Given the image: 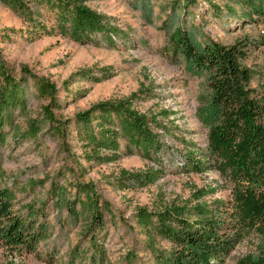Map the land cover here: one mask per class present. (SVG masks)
Here are the masks:
<instances>
[{
	"label": "rangeland",
	"instance_id": "obj_1",
	"mask_svg": "<svg viewBox=\"0 0 264 264\" xmlns=\"http://www.w3.org/2000/svg\"><path fill=\"white\" fill-rule=\"evenodd\" d=\"M176 1L183 0H86L90 8L110 16L124 32L109 45L102 39L81 43L60 34L30 40L18 32L31 28L28 21L0 0V54L9 75L22 83L25 102L24 107L11 111L7 121H0L5 136L0 144V186L15 193L13 211H24L20 207L28 204L42 209V222L49 234L32 253L14 249L0 236V264H77L70 261L69 254L78 246L87 247L89 238H83L82 233L86 219L75 220L65 205V200L73 197L76 180L92 183L113 212L112 216L105 213L104 235L97 238L104 248L101 264H155L143 247L146 236L135 219V210L141 207L153 210L162 204L193 203L198 190H211L200 201L230 202L231 188L217 169L190 171L182 167L188 150L207 149L215 117L209 72L195 68L180 54L169 53L167 31L181 28L195 45L208 39L226 46L239 40L246 43L241 65L259 70L249 86L261 90L264 23L242 19L244 9L233 0H195L185 8H176ZM226 4L234 13L226 12ZM28 6L38 20L52 24L50 12ZM105 71L108 77L102 74ZM37 78L55 86L53 99L39 91ZM127 99L139 113L166 126L159 129L164 142L160 159L149 160L137 152L124 154L126 141L121 138L118 159L98 163L86 158L84 154H89L92 146L77 138L74 115L101 101ZM45 107L60 122H68L63 125L67 129L63 136L49 128ZM32 119L38 123L37 134L18 135ZM149 167L164 170L154 183L138 186L129 181L125 187L118 186L122 171L143 172ZM56 184L67 186L59 200L51 195ZM224 209L229 211L222 206L218 215L229 220ZM258 242L257 232L246 236L220 264H237L242 257L255 254ZM155 244L166 251L173 246L160 237L155 238ZM131 253L135 259H128Z\"/></svg>",
	"mask_w": 264,
	"mask_h": 264
},
{
	"label": "trees",
	"instance_id": "obj_2",
	"mask_svg": "<svg viewBox=\"0 0 264 264\" xmlns=\"http://www.w3.org/2000/svg\"><path fill=\"white\" fill-rule=\"evenodd\" d=\"M12 6L31 28L25 33L33 40L41 35L60 34L81 43H97L102 39L114 45V37L124 32L112 18L97 12L86 0H1ZM195 0L176 1L177 7H187ZM244 9L241 18L264 23V0H233ZM52 14L53 22L47 25L38 20L28 4ZM221 11L218 6H214ZM226 12H233L225 5ZM17 32L15 29H8ZM167 50L180 54L195 68L209 72L212 90V110L215 121L208 133L207 149L188 150L184 155L183 168L190 171L217 169L231 188L230 202L218 200L204 202L199 198L211 190H198L196 201L162 204L149 210H135V219L146 239L143 247L149 251L155 264H220L234 249L237 242L257 232L258 245L255 254L242 257L237 264H264V86L261 90L250 87V81L259 70L241 65L247 44L241 40L229 46L213 39L201 44L193 41L181 28L167 31ZM9 38V34H5ZM107 70V69H104ZM28 70H26L27 72ZM108 71V70H107ZM110 72V71H108ZM104 77L109 74L102 72ZM98 79V78H95ZM39 91L53 99L55 86L36 79ZM22 83L9 75L0 54V121L4 123L11 111L24 107L21 94ZM133 99V98H132ZM129 99L118 102L101 101L74 115L79 140L92 146L88 159L98 163L114 161L120 157V138L126 141L124 154L139 153L149 160H159L164 142L159 129H166L153 116L139 113ZM44 115L49 128L57 136H63L68 122H60L45 107ZM38 123L30 120L24 133L34 137ZM5 136L0 132V144ZM102 151H109L105 154ZM160 167V166H159ZM163 168L149 167L143 172L122 171L118 178L120 188L129 181L138 186L154 183L163 175ZM0 174H3L0 164ZM35 180H29L32 184ZM67 186L54 185L51 195L59 200ZM73 197L65 205L75 220L84 217L83 238H89L87 247L78 246L69 254L70 261L77 264H101L105 259L104 248L97 241L104 235L105 213L113 215L110 204L97 193L92 183L76 180ZM13 190L0 186V236L14 249L36 252L39 242L49 234L42 222L45 213L37 205H25L24 211H13ZM214 204H217L214 206ZM229 208L225 214L229 220L218 215L220 207ZM228 207V208H227ZM173 243L169 250L156 247L155 238ZM131 253L128 259H135Z\"/></svg>",
	"mask_w": 264,
	"mask_h": 264
}]
</instances>
